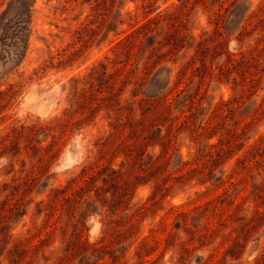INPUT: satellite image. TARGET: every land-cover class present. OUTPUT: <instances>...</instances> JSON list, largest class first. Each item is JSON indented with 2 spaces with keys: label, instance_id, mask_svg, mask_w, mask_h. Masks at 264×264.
Masks as SVG:
<instances>
[{
  "label": "rangeland",
  "instance_id": "374dc122",
  "mask_svg": "<svg viewBox=\"0 0 264 264\" xmlns=\"http://www.w3.org/2000/svg\"><path fill=\"white\" fill-rule=\"evenodd\" d=\"M167 12L173 20L159 21ZM261 18L264 0H0V205L15 210L0 218V232L8 230L0 264L264 257L263 169L254 168L249 196L216 187L264 140ZM149 19L155 29L136 59L152 72L137 90L127 61L114 66L108 58ZM208 124L206 137L195 139L192 130ZM148 130L167 149L147 146ZM228 138L233 150L219 158ZM209 150L213 160H196ZM198 170L212 171L211 179L203 182ZM218 195L222 211L240 205L239 215L252 220L248 232L223 225L224 241L197 231L209 222L197 206ZM177 208L191 212L177 217ZM95 242L102 251L92 255L87 243Z\"/></svg>",
  "mask_w": 264,
  "mask_h": 264
},
{
  "label": "trees",
  "instance_id": "16d2710c",
  "mask_svg": "<svg viewBox=\"0 0 264 264\" xmlns=\"http://www.w3.org/2000/svg\"><path fill=\"white\" fill-rule=\"evenodd\" d=\"M216 2H223V0H216ZM258 17V15H255ZM174 17L173 12H167L165 14L159 15V21H172ZM245 20H248V18H245ZM261 24L264 28V18L260 19ZM154 19H149V21L144 24L140 31L138 30L135 33L128 34L125 38L120 40L116 43L115 47L113 48V51L115 52L114 57H109L108 61L110 64L114 66H119L120 64L124 63L125 61V70L128 72V76H131L132 80H135V83L137 85V90L141 89L145 82H142V79L144 76L142 74H149L152 72L150 70L148 72V67L144 65L141 67L140 61L136 59V56H138L139 52L142 51V43L143 38L150 35L152 31H154L155 27H153ZM145 30V32H144ZM249 31L247 28H245L243 31L240 32V39H242L244 36L248 35ZM137 34V35H136ZM262 42V39L260 38L258 40V46H260ZM127 56V58L124 59V57ZM135 60V61H134ZM167 89V88H166ZM164 89L162 94H165ZM161 96V97H160ZM157 98H164L163 104L167 107H171L172 100L169 97V94L160 95ZM149 101L154 102L155 98L148 99ZM153 106L147 107L143 111L144 117L147 116V114L151 111ZM125 110H128V108H124ZM123 107L120 108V112H122ZM133 109L132 107H129V115L132 113ZM218 109L215 110L214 114H216ZM119 126V125H118ZM117 124H115V128L118 127ZM210 124L208 125H199L197 128L193 129L192 132L194 133L193 136L195 139H204L206 137V133L210 130ZM228 132H231L230 130ZM143 139L145 140V144L148 146L150 144H154L158 141L163 146V149H167L168 143H166L163 139L164 137L154 135L152 131L148 130L147 134H144ZM228 142L227 148H225V145L221 147L220 150L217 151L216 155L220 156L219 158L223 157V155H227L230 152H232L233 147L231 145V139H227L226 143ZM214 146V145H213ZM264 152V140L261 141L259 145H257L253 150L248 151L246 155L244 156L243 164H236L229 175L222 176L218 179V182L216 183V187L220 188L221 186H225V191H228V188H238L241 191H244V193L249 196V186L252 183L253 178L255 177L254 174V168H262L264 171V160L260 159L261 155ZM166 153H169V151L166 150ZM207 158L208 161H211L214 159V153L212 150L207 151L206 153H199L197 155L196 160L199 161L203 158ZM188 164V163H186ZM199 174H202L203 177L201 178L203 182L208 181L211 179L212 171L209 172V176L206 177L203 170H198ZM263 180L260 185H258V193H264V174ZM211 189L208 190L210 192ZM207 193V192H206ZM222 195H218V197H215L214 199L207 202L204 206H197L196 211L197 214L200 216H203V213H208L209 222L204 226V228L197 229L198 232L201 233V231L206 230L205 235L209 238L213 237V239L217 236H220L224 239V241H228L230 239V234L223 233V225H229L230 223H239V227L245 231L248 232L251 228L252 220L247 219L245 217H242L239 215L240 205L235 206L236 208L228 210L229 212H226L225 210L222 211V206L224 207L225 203L221 199ZM52 200L58 204V202L61 200V196L57 193L55 196L52 197ZM235 201H231V204H234ZM19 207H16L18 209ZM201 210V212H200ZM190 210L186 209H174V214H176L177 217L179 216H187L190 214ZM8 213H15L14 208L7 207L6 203H3L0 205V218L2 217H8ZM10 214V215H11ZM227 227V226H226ZM2 236L7 237L8 236V230H4L0 232V239ZM87 251H89L90 254L94 255L98 251H102V246L100 245V242H95L92 244L87 243ZM256 264H264V257H260L256 261Z\"/></svg>",
  "mask_w": 264,
  "mask_h": 264
}]
</instances>
